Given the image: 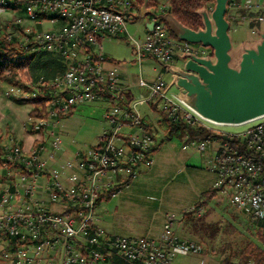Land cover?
Here are the masks:
<instances>
[{
	"label": "built area",
	"instance_id": "built-area-1",
	"mask_svg": "<svg viewBox=\"0 0 264 264\" xmlns=\"http://www.w3.org/2000/svg\"><path fill=\"white\" fill-rule=\"evenodd\" d=\"M134 13L133 0H0V37L14 41L19 52H59L64 58L73 51L78 54L75 63L52 82L49 119L67 115L79 104H107V125L99 142L77 151L59 167L48 168L37 149L26 151L12 140H0V147L8 151L1 169L17 177L14 185L2 188L0 207H11V195H23L17 207L0 215L1 227L20 233L19 243L3 264H99L111 258L125 264H171L178 251L196 247L170 230L158 238L129 237L108 234L94 225L99 193L122 179L134 178L152 163L151 155L139 163L143 153L158 143L157 131L145 125L140 107L155 98L170 115L182 111L187 121L202 123L210 131L200 141H187L185 147L212 148L218 195L264 231V117L246 123L239 132L213 128L179 92L170 91L162 77L151 83L140 77L137 86L147 94L123 103L121 97L131 87L116 67L106 68L99 59L100 38L125 36L139 62L152 58L164 67L194 51L190 43L171 36L159 14L148 17L151 30L134 38L127 30ZM89 46L97 58L86 52ZM39 120L46 124V119ZM58 148L54 141V153ZM42 175L47 176L44 192L53 201L64 200V210L51 211L38 199Z\"/></svg>",
	"mask_w": 264,
	"mask_h": 264
},
{
	"label": "crops",
	"instance_id": "crops-1",
	"mask_svg": "<svg viewBox=\"0 0 264 264\" xmlns=\"http://www.w3.org/2000/svg\"><path fill=\"white\" fill-rule=\"evenodd\" d=\"M147 22L148 18H146V23ZM104 37L105 36L101 38L100 45ZM257 40L258 38L255 39V42ZM241 41L244 40L242 39ZM101 53L113 59L104 62L106 68H112L114 67L113 64L118 62L106 53L102 51ZM174 60H176V63L178 64V62H180V57L178 56ZM160 66L165 69L162 64H160ZM120 67L121 68L118 70L121 78L131 87L130 91L133 96L136 97L134 90L135 88H138L137 81L140 77L143 78V73L140 72L139 78L134 81L129 76L124 65L121 64ZM154 80H156V78L146 81L151 83ZM0 83L11 85L1 80ZM171 87L172 85H168L170 91H177L174 86L173 88L175 90ZM140 88L141 87L138 88V96L147 94L146 90ZM15 103L22 104L19 101H15ZM147 106L148 107L145 109L140 107V111L153 127L158 128L160 125L158 122V116L153 112L149 105ZM7 107L13 106L12 104H8ZM106 109L107 104L102 101L79 104L73 107L67 115L48 119L49 122H47L43 128H48L49 133L54 135L53 137L51 135L50 139H47L43 132H37L34 134L25 131L22 132L21 129L18 128L19 121L15 116H10L11 118H9L10 120H7L5 126L13 132L15 139L18 141H16V143L18 145L21 144L26 151L31 150L32 140H38L39 145L36 148L41 156L44 159H47L50 166L59 167L61 164H64L71 159L77 151L88 150L99 142L101 134L105 128ZM85 114L88 118L92 119L93 126L90 131L86 130L89 143H86L85 147H81L84 149H80L78 148L79 146L74 147V143H76L75 136L77 137L78 132L81 130V124L80 122H76V118ZM173 137L164 140L163 143L158 146L157 150L151 156L152 163L150 165L143 166L134 178L130 179L129 182L122 184L115 194L109 199L101 201L97 205V212L94 219V225L96 227L104 229L111 235L158 238L166 230H170L173 234L179 237L189 240L196 239L186 227V221L184 218V212L191 209L196 202L203 198L200 195L201 191L195 192L192 190L191 195V168L196 171L204 169L203 179L205 180V186L208 190L214 188L217 175L212 170L213 151L210 147L203 150L191 148V146L185 147L187 141H184L177 136V139H174ZM157 138L159 142L164 136H158ZM54 141H57L59 144V148L55 153L53 149ZM51 154L52 157H55L54 159H51L52 157L50 158ZM203 166H205V168H202ZM44 184L45 183L40 185V192H44ZM65 184L68 185V181H65ZM49 208H51L50 205ZM52 209L58 210L57 208ZM58 211H62V209ZM171 216H173V218L169 219ZM195 241L197 242V246L192 251H178L172 258L171 264H195V259L199 260L198 256L209 257L207 259V264H222L221 261L219 262L215 260V255L220 253L217 251L218 249L213 248V251L215 252L216 250L218 254L210 252V250L204 247V244L201 247L197 239ZM202 263L203 260H201L200 264ZM0 264H3V260H0ZM99 264L124 263L117 258H111L106 262Z\"/></svg>",
	"mask_w": 264,
	"mask_h": 264
},
{
	"label": "rangeland",
	"instance_id": "rangeland-1",
	"mask_svg": "<svg viewBox=\"0 0 264 264\" xmlns=\"http://www.w3.org/2000/svg\"><path fill=\"white\" fill-rule=\"evenodd\" d=\"M135 3L137 6L135 8V13L133 14L132 20L128 21L127 23V30L130 35L134 38L143 37L146 33V18L153 16V13H158L161 17L168 13V0H136ZM264 0H232L231 4L228 6V13L227 16L230 19V36L233 41V48L231 50L232 55L238 57L240 54V48L244 45H251V43H255V39H259V32L263 31L264 29ZM156 15V14H155ZM169 24L173 27L174 20L168 17ZM164 25L167 26L168 22L164 19ZM168 28V27H166ZM250 28V29H249ZM256 28V32H255ZM175 38V37H174ZM244 41H241V40ZM247 39V40H246ZM246 40V41H245ZM191 45V44H190ZM194 51L199 53H203L207 55L209 51L208 47H203L201 45L193 44L191 45ZM98 51H102L106 53L108 56L114 58L117 63L113 64L114 67L117 69L121 68V64L124 65V68L127 69L129 76L136 81L139 78L140 72L143 73V78L146 80L154 79L158 77H162L163 81L166 85H171V76L172 73L165 70L163 67L160 66L158 61L152 58H143L140 62L136 58L135 52L132 47V42L115 37L106 35L98 47ZM54 56H58L57 53L53 54ZM76 51L71 52V54L64 58V63L66 66H69L76 60L77 57ZM36 56V52L33 53H25L22 54L23 60L25 59H32ZM173 67L177 66V61L173 60ZM181 62V61H180ZM178 62V64L180 63ZM27 70V69H26ZM45 73H41L38 75H31L30 79L26 80L19 77V81L21 85L16 86L14 84L6 85L0 83V140L2 141H13L16 143V139L13 135V132L10 129H7L5 126L7 120H10V116H15L16 119L19 121V129L22 132H28L30 134L34 133H44L47 139H50L52 133H49L48 128H43L42 124L39 122L41 120L35 119L34 117L30 116V111L34 108L32 102L28 101L27 99L30 97H38L42 94L44 89H50L51 84L49 82H44L42 77ZM41 75V76H40ZM43 75V76H42ZM45 77V76H44ZM42 79V81H41ZM138 82V81H137ZM16 86V87H15ZM20 87V90L17 88ZM139 88V87H138ZM138 88H135L134 93L137 97L138 95ZM172 89L173 86L171 87ZM141 89V88H140ZM175 90V89H174ZM178 92V91H176ZM15 99V100H14ZM15 101H19L22 103L21 105L15 103ZM14 102V103H13ZM30 102V103H29ZM12 104L13 107H7ZM143 109L147 108V105L141 106ZM49 119V118H48ZM49 120L46 121V123ZM76 122H80L81 130L78 132L76 138V143H74V147L79 146L78 148L84 149L81 147H85L86 143H89L88 134L86 130H91L93 126V122L91 118H88L87 115L78 116L76 118ZM46 125V124H44ZM107 124L105 123V126ZM209 126L222 130V131H229V132H239L243 131L248 124L243 125H215L212 123H208ZM157 130V137H161L165 135V127L163 125H159ZM101 132V131H100ZM103 133V132H102ZM102 135V134H101ZM54 135H52L53 137ZM177 139L176 136L173 137ZM18 142V141H17ZM38 140H32L31 147L35 149L38 147ZM19 146H22L21 144ZM31 148V149H32ZM37 149V148H36ZM211 149V147H210ZM6 154L4 151H0V195L3 187H9L14 185L17 181V177L15 175H7L1 169V162L5 160ZM52 157L51 159H54ZM48 168H55L50 166L48 163ZM202 168H205L203 166ZM204 169L195 170L191 168V195L193 191H201V196L207 191L208 188L205 186V180L203 179ZM47 180V176L42 175L40 177L39 183L40 185L45 183ZM41 189V188H40ZM204 191H203V190ZM45 192L38 191L37 197L41 200L44 205L50 209L51 211H58L60 209L64 210L66 207V203L64 200L53 201L51 200ZM23 195L13 196L11 195L9 198L10 206L0 207V215H3L6 212H9L13 208L17 207L18 202L22 200ZM192 199V196H191ZM49 205L51 208H49ZM52 208H57L58 210H54ZM206 215V218L212 224V228L209 229L208 233L210 234L215 230L216 236L212 240H208L204 247L210 252L218 254L220 252L218 249L219 247H227L225 242H230L235 248H239L244 244V240H253L257 241L256 235V228L254 227V223L249 221L245 218L241 213H236L225 200L220 196L216 195L213 199L209 200L207 204L204 206L203 210L196 215L197 218L203 217ZM232 227H235L237 230L234 231ZM218 226V230L216 229ZM192 239V238H191ZM196 240V239H195ZM193 241L196 246L197 242ZM202 247V246H201ZM226 249V248H225ZM229 251V250H228ZM10 252V248L8 246L7 241L0 240V260H6L7 254ZM228 253V252H227ZM211 256V255H210ZM199 260L195 259V264L201 262L202 264H207V256H198ZM215 260L223 261L225 258L224 255L220 253L215 255Z\"/></svg>",
	"mask_w": 264,
	"mask_h": 264
},
{
	"label": "water",
	"instance_id": "water-1",
	"mask_svg": "<svg viewBox=\"0 0 264 264\" xmlns=\"http://www.w3.org/2000/svg\"><path fill=\"white\" fill-rule=\"evenodd\" d=\"M229 1L216 0L211 12L201 9L204 27L198 30L183 25L170 13L162 15L177 39L212 49V55L186 52L177 66L166 64L165 68L172 73L171 85L202 117L215 124L237 126L264 116V29L255 43L241 46L234 58L226 17ZM168 17L174 20L173 27ZM146 27L151 30L153 23L147 22Z\"/></svg>",
	"mask_w": 264,
	"mask_h": 264
},
{
	"label": "trees",
	"instance_id": "trees-1",
	"mask_svg": "<svg viewBox=\"0 0 264 264\" xmlns=\"http://www.w3.org/2000/svg\"><path fill=\"white\" fill-rule=\"evenodd\" d=\"M133 1L136 8L137 5L135 3L137 1ZM215 2L216 0H168L167 11L183 25L193 30H198L199 28L204 27L200 10L206 8L211 12L215 6ZM231 2L232 0L228 2V6L231 4ZM227 13L228 10L226 12V17L228 20H230L227 16ZM155 14L157 15L158 13H153V15ZM162 21H164V19H162ZM167 27L171 36L177 38L168 25ZM115 37L127 39L125 36L121 35H116ZM99 41H101V38ZM190 44L192 45V43ZM208 49L210 51L208 52V55H212V49ZM86 52L97 58V53L93 47L89 46L86 49ZM54 53H57L58 56H54ZM22 54L25 53L19 52L17 50L14 41H7L5 38L0 37V80L9 84L21 85L19 77L22 78V80H28L30 79L31 75L35 76L45 73V77L42 75V79L44 82H49L51 84V88L44 89L45 91H43L40 96L30 97L27 100L32 102L34 106V108L29 113L30 116L34 117L35 119L48 120L50 109L49 101L53 96L52 82L57 76L64 73L68 66L65 65L64 57L59 52L40 50L36 51V56H34L32 59L25 60L21 59ZM99 59L103 62L113 60L103 54L99 57ZM74 63L75 61H73L72 64ZM132 98V92L127 91L125 92V96L121 97V101L127 104ZM148 105L158 116L159 124L163 125L166 131L162 140L156 143V145L150 147L148 151L143 153V157L139 159V163L150 158V155L152 156V154L157 150L158 146L163 143L164 140L170 139L173 136H177L184 141H191V139L200 141L204 139L208 133H210V131L204 127L202 123H192L191 121H187L184 118L182 111H179L174 115H170L163 109V107H161L160 98H155L154 100L150 101ZM175 115L177 116L176 119L174 118ZM144 122L147 127L154 128L155 131L157 130V127H153L145 117ZM43 126L44 124L42 127ZM0 151H4L5 154L8 153L7 150L2 149L1 147ZM130 179L131 178L122 179L119 183L101 191L96 203L99 204L101 201L109 199L113 194L116 193L122 184L129 182ZM216 195H218V193L215 188L205 191L202 195L203 198L196 202L191 207V209L184 212V218L186 221L185 225L190 230L191 235L196 237L201 246L203 244L205 245L208 240L214 239L216 232L215 230H212L213 232L210 234L208 233L209 229L212 228V224L207 220L206 215L202 218H197L196 215L199 214L207 202L213 199ZM254 227L257 230L256 235L258 242L253 240H244V244L239 248H235L230 242H225L229 251L227 250L226 246L218 248L221 255L225 256V258H223L222 264H264V231L261 229L260 225L257 226L254 224ZM231 228L234 231L237 230L235 227H232V225ZM216 229L218 230V226H216ZM19 239L20 233L8 232L4 227L0 226V240L7 241L10 251L15 249L16 245L19 243Z\"/></svg>",
	"mask_w": 264,
	"mask_h": 264
},
{
	"label": "bare ground",
	"instance_id": "bare-ground-1",
	"mask_svg": "<svg viewBox=\"0 0 264 264\" xmlns=\"http://www.w3.org/2000/svg\"><path fill=\"white\" fill-rule=\"evenodd\" d=\"M196 114H198L200 117H202L197 111H195L193 108H191ZM264 116H261V117H258V118H256V119H253V120H250L249 122H252V121H255V120H258V119H261V118H263ZM204 120H206L207 122H209V123H212L211 121H209V120H207V119H205L204 117H202ZM249 122H245L244 124H246V123H249ZM212 124H215V123H212ZM215 125H222V124H215ZM224 125V124H223ZM239 125H243V124H239Z\"/></svg>",
	"mask_w": 264,
	"mask_h": 264
}]
</instances>
